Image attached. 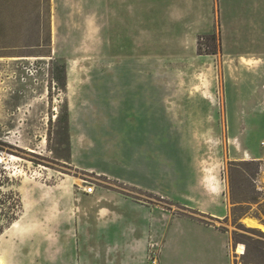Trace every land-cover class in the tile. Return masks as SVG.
Masks as SVG:
<instances>
[{"label":"rangeland","instance_id":"obj_1","mask_svg":"<svg viewBox=\"0 0 264 264\" xmlns=\"http://www.w3.org/2000/svg\"><path fill=\"white\" fill-rule=\"evenodd\" d=\"M263 140L264 0H0L1 264L103 257L102 191L232 241L186 220L164 257L264 264Z\"/></svg>","mask_w":264,"mask_h":264},{"label":"crops","instance_id":"obj_2","mask_svg":"<svg viewBox=\"0 0 264 264\" xmlns=\"http://www.w3.org/2000/svg\"><path fill=\"white\" fill-rule=\"evenodd\" d=\"M115 40L117 39L115 38ZM213 185L215 189L220 187L216 180ZM215 195L219 197L218 194L215 193ZM96 199L99 205L103 204V206L98 207L100 218L97 220L98 224H95L96 227H100L99 231H119V235L114 242L105 238L103 240V238H100L101 236H98L97 241L100 244L104 243L106 251L111 250L106 252L103 257L95 254V250L93 251L94 253L89 251L86 253L85 250H82V264H148L149 243L154 241L162 244L161 254L156 259L157 264H180L182 261H186L184 262L185 264L233 263L230 256H228L229 262H226L224 258H219L217 255L190 256L185 257L184 260L176 256L164 257L163 251L165 247L171 246L172 236L177 233L176 224L186 220L195 223V226L197 225L201 229L214 230L215 235L227 242L228 248L231 249V238L212 225H203L182 216H172L159 207L146 205L139 200L118 192L102 191L99 192ZM226 211L227 208L220 210L211 206L209 214L213 217L222 218L225 216ZM104 222L106 223L105 225ZM129 227H131V231L127 232ZM170 227H172V231ZM115 244L122 247L118 253L112 250ZM130 244L132 248L128 249L127 246ZM109 246L110 248L108 249Z\"/></svg>","mask_w":264,"mask_h":264},{"label":"bare ground","instance_id":"obj_3","mask_svg":"<svg viewBox=\"0 0 264 264\" xmlns=\"http://www.w3.org/2000/svg\"><path fill=\"white\" fill-rule=\"evenodd\" d=\"M29 150H30V151H33V150H31V149H29ZM5 162H6V159H5L3 156L0 155V164H3V163H5ZM262 183H263V185H264V177H263V179H262ZM242 222H243L246 226H248V227H250V228H258V229L264 231V223H262L261 221H259V220L256 219V218H253V217H244V218L242 219ZM240 248H241V249L238 248L237 253L243 255V254L245 253V251H244L243 247H240ZM0 264H1V263H0Z\"/></svg>","mask_w":264,"mask_h":264},{"label":"built area","instance_id":"obj_4","mask_svg":"<svg viewBox=\"0 0 264 264\" xmlns=\"http://www.w3.org/2000/svg\"><path fill=\"white\" fill-rule=\"evenodd\" d=\"M262 146H264V140L262 141ZM94 190L92 189V188H89L88 190H87V193H92Z\"/></svg>","mask_w":264,"mask_h":264},{"label":"trees","instance_id":"obj_5","mask_svg":"<svg viewBox=\"0 0 264 264\" xmlns=\"http://www.w3.org/2000/svg\"><path fill=\"white\" fill-rule=\"evenodd\" d=\"M213 54H214V52H212ZM252 229H254V228H252Z\"/></svg>","mask_w":264,"mask_h":264}]
</instances>
